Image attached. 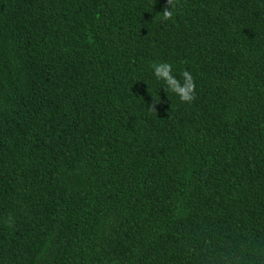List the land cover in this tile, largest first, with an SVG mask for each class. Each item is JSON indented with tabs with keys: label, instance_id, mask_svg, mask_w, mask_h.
Masks as SVG:
<instances>
[{
	"label": "trees",
	"instance_id": "16d2710c",
	"mask_svg": "<svg viewBox=\"0 0 264 264\" xmlns=\"http://www.w3.org/2000/svg\"><path fill=\"white\" fill-rule=\"evenodd\" d=\"M0 264H264V0H0Z\"/></svg>",
	"mask_w": 264,
	"mask_h": 264
},
{
	"label": "clouds",
	"instance_id": "9594fccd",
	"mask_svg": "<svg viewBox=\"0 0 264 264\" xmlns=\"http://www.w3.org/2000/svg\"><path fill=\"white\" fill-rule=\"evenodd\" d=\"M27 5H29V7H30V9H31V13H32L34 3H33V2H28ZM18 11H19L20 13L23 14V12L25 11L24 6L21 7V8L19 7V8H18ZM22 16L24 17V15H22ZM168 70H169L168 68H165V69H164L165 72H168ZM196 182H197V185H198V186H201V187H202V185H204L203 182H202V179L196 180Z\"/></svg>",
	"mask_w": 264,
	"mask_h": 264
}]
</instances>
